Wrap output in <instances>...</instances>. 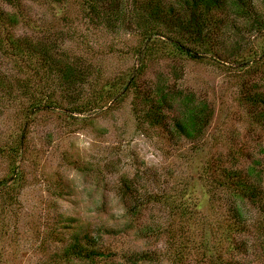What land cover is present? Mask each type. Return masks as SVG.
Listing matches in <instances>:
<instances>
[{
  "label": "trees",
  "instance_id": "obj_1",
  "mask_svg": "<svg viewBox=\"0 0 264 264\" xmlns=\"http://www.w3.org/2000/svg\"><path fill=\"white\" fill-rule=\"evenodd\" d=\"M27 3L49 8L52 17L64 13L37 25L28 19ZM73 16L86 25L84 36ZM24 24L30 33L14 31ZM99 33L128 38L121 47L102 40L100 49L92 39ZM0 58V264H6L5 244L12 249L21 239L29 189L44 182L38 179L43 149L33 144L42 116L79 126L84 116L124 103L141 131L171 146L192 145L190 175L178 183L167 178L176 188H162L151 168L142 173L145 186L134 173L117 189L127 230L163 246L119 249L104 238L120 231L58 217L40 250L45 253L43 243L60 249L44 264H264V144L258 142L264 136V0H0ZM191 64L238 78L233 114L258 151L243 143L221 149L217 137L207 140L215 109L184 87ZM44 180L52 198L65 194L61 176ZM46 203L31 207L27 226L34 238L40 229L32 220Z\"/></svg>",
  "mask_w": 264,
  "mask_h": 264
},
{
  "label": "rangeland",
  "instance_id": "obj_2",
  "mask_svg": "<svg viewBox=\"0 0 264 264\" xmlns=\"http://www.w3.org/2000/svg\"><path fill=\"white\" fill-rule=\"evenodd\" d=\"M58 10L56 9L53 13H57ZM25 11L28 19L37 25L60 17L64 13L52 17L49 8L28 3ZM73 19L77 25L75 27H78V35L84 36L86 25L83 23L82 26H78V18L73 16ZM20 28L16 27L14 31H19L20 34H27L31 31V26L26 24ZM99 37H102L101 33L92 35L95 46L97 45L100 49L106 48L101 44L102 40H105V45L111 43L121 47L128 38L118 37L115 40L113 37L108 39ZM121 63H126L125 58L121 59ZM168 64L165 63L163 66L167 70ZM188 67L184 87L187 90H197L200 96L212 102L215 109L207 140L217 137L221 149L225 144L243 143L246 147L255 145V152L258 151L260 147L256 146L257 141L246 132L239 116L233 114L237 110L233 96L238 78L234 76L232 81H229L231 74L224 69L211 70L205 67L196 69L197 66L193 64ZM110 108L106 107L102 112H92L84 116L87 119L79 123V126L67 125L66 122L63 124L54 115L44 114L42 116L43 121L33 130V144L43 149L41 154L43 172L38 179L44 182L41 184L35 182L36 184L29 189V195L24 204L26 205L25 213L21 217V220L26 219V226L20 228L21 237L19 238L21 239L12 245V249L8 248L7 243L5 244V251L8 252L5 256L6 264H44L43 259L47 261L49 255L60 249L59 246L43 243L45 253L44 250L43 252L40 250L42 239L49 233L50 222L53 223V220L58 217L67 223L74 222V225L88 223L93 228L105 225L115 231H120L119 235H105L104 238L108 244L119 249L133 248L146 251L163 246V241L156 244L155 240L151 242V240L141 239L134 230H127L129 217L121 203L117 189L120 179L125 174L133 175L134 173L140 174L142 177L140 183L145 186L146 180L142 173L151 168L158 170L162 188H166L169 184L167 180L170 178L169 175H173L171 178L178 183L181 178L190 175L187 154L192 145L188 141H182L178 146H171L162 142L158 136L141 131L130 107L125 103L122 108L115 110H110ZM1 124L5 125L0 121V127H2ZM258 142L264 144V136L258 139ZM193 164L195 165V161ZM56 174L61 176L64 185L62 191L65 194L59 198H52L47 190L44 176L46 178L48 175L55 176ZM180 183L183 184L184 180ZM169 185L176 188L173 182ZM198 190L199 188H194L193 192L201 196ZM42 200L47 203L43 204L42 212L32 220L33 227L36 230L40 229L39 234H35L36 238H34L29 233L27 222L29 214L32 213L31 207ZM51 203L53 206L50 205ZM155 212L157 216L164 215L160 209H155ZM255 215L256 211L252 210V216ZM14 239L16 241L17 236ZM226 250L225 244L223 247L225 257ZM161 264L168 263L163 261Z\"/></svg>",
  "mask_w": 264,
  "mask_h": 264
}]
</instances>
